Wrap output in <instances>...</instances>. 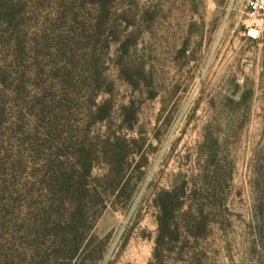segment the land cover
Masks as SVG:
<instances>
[{"label":"rangeland","instance_id":"obj_1","mask_svg":"<svg viewBox=\"0 0 264 264\" xmlns=\"http://www.w3.org/2000/svg\"><path fill=\"white\" fill-rule=\"evenodd\" d=\"M78 153L105 189L98 264H264V11L0 0V261ZM166 192L180 205L157 258Z\"/></svg>","mask_w":264,"mask_h":264},{"label":"trees","instance_id":"obj_2","mask_svg":"<svg viewBox=\"0 0 264 264\" xmlns=\"http://www.w3.org/2000/svg\"><path fill=\"white\" fill-rule=\"evenodd\" d=\"M75 159L74 168L51 175L47 200L32 205L27 220L29 240L22 252H8L0 264H98L103 259L106 241L94 232V224L106 206L105 189L87 181L94 164L91 153H78ZM108 165L111 170V162ZM157 205L160 214L153 256L159 258L158 246L180 203L172 192H166Z\"/></svg>","mask_w":264,"mask_h":264},{"label":"built area","instance_id":"obj_3","mask_svg":"<svg viewBox=\"0 0 264 264\" xmlns=\"http://www.w3.org/2000/svg\"><path fill=\"white\" fill-rule=\"evenodd\" d=\"M253 9H261L264 11V0H250Z\"/></svg>","mask_w":264,"mask_h":264},{"label":"water","instance_id":"obj_4","mask_svg":"<svg viewBox=\"0 0 264 264\" xmlns=\"http://www.w3.org/2000/svg\"><path fill=\"white\" fill-rule=\"evenodd\" d=\"M249 34H251L252 36H255L257 34V31L254 29H249L248 30Z\"/></svg>","mask_w":264,"mask_h":264}]
</instances>
